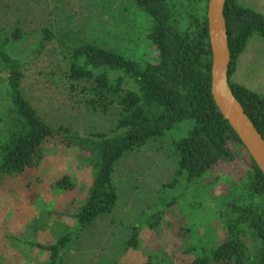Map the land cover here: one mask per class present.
I'll return each mask as SVG.
<instances>
[{
    "label": "trees",
    "instance_id": "trees-1",
    "mask_svg": "<svg viewBox=\"0 0 264 264\" xmlns=\"http://www.w3.org/2000/svg\"><path fill=\"white\" fill-rule=\"evenodd\" d=\"M135 2L148 16L146 32L154 47L153 60L125 56L91 42L72 47L69 57L67 76L83 83L82 91L88 94L93 108L107 112L112 105L119 106L117 127L111 131L84 136L67 128H55L44 120L24 94L23 61L9 50L11 43L25 38L24 33L17 29L12 35L0 34V72L7 74L5 97L9 103H0V178L37 172L47 153L61 145L65 147L61 156L75 153L92 172L88 186H81L68 173L50 182L35 179L34 183H43L48 190L69 193L68 210L43 209V217L50 215L68 228L48 242L38 238L22 240L19 236L12 239L23 243L21 250L27 263L32 261L30 253L35 249V256L40 258L37 264H63L64 253L81 232L117 207V163L127 152L184 125L187 132L176 139L175 147L180 157L178 172L185 175L187 188L209 169L237 160L241 149L248 153L253 170L246 184L248 191L232 192L228 200L220 203L218 219L223 223V239L201 248L192 260L183 257L193 249L181 247L176 250L180 253L178 264H264V174L212 93L209 0ZM224 15L231 52L230 86L264 137V95L231 79L249 39L254 34L264 37V14L239 0H227ZM55 38L56 34L45 28L38 49ZM38 196L31 192L32 200ZM164 213L149 214L146 227L159 228ZM133 231L128 245L138 251L142 248L139 229ZM145 254L140 264H174V256L150 250Z\"/></svg>",
    "mask_w": 264,
    "mask_h": 264
},
{
    "label": "rangeland",
    "instance_id": "rangeland-1",
    "mask_svg": "<svg viewBox=\"0 0 264 264\" xmlns=\"http://www.w3.org/2000/svg\"><path fill=\"white\" fill-rule=\"evenodd\" d=\"M239 2L264 14V0ZM147 25L148 16L135 0H0V34L12 35L21 29L25 35L21 42L11 43L9 50L23 61L26 98L53 127L84 136L116 129L120 108L117 104L107 112L93 108L82 91L83 83L68 78L72 47L91 42L125 56L153 60ZM45 28L56 38L39 50ZM231 79L264 95V37L254 34L249 39ZM6 89L7 74L0 72V103L7 106ZM186 132L187 127L177 126L168 135L127 152L114 173L117 207L81 232L64 253L63 264H140L146 259V250L174 256L173 262L178 264L176 250L181 247L193 249L183 257L192 260L201 248L223 239L220 203L232 192L248 191L251 159L241 149L237 160L209 169L187 188L185 175L178 172L180 157L175 147L176 139ZM63 150L61 145L48 152L45 163L33 174L0 178V264H37L40 260L33 249L32 261L27 263L23 243L13 237L48 242L66 232L67 224L45 213L43 217V209L68 210L69 193L34 183L38 178L50 182L68 173L81 186L91 184L90 167L75 153L61 156ZM33 191L39 195L35 200L30 197ZM158 211L165 212L162 224L149 230L145 220ZM135 228L142 245L138 251L128 245Z\"/></svg>",
    "mask_w": 264,
    "mask_h": 264
},
{
    "label": "water",
    "instance_id": "water-1",
    "mask_svg": "<svg viewBox=\"0 0 264 264\" xmlns=\"http://www.w3.org/2000/svg\"><path fill=\"white\" fill-rule=\"evenodd\" d=\"M226 2L209 0L208 3L209 36L213 51L212 93L220 111L264 174V137L230 86L231 52L224 15Z\"/></svg>",
    "mask_w": 264,
    "mask_h": 264
}]
</instances>
